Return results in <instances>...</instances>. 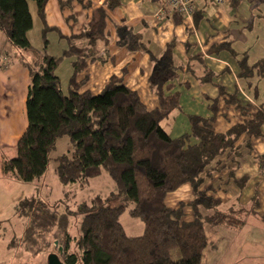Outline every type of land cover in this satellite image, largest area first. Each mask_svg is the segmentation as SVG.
<instances>
[{
	"label": "trees",
	"instance_id": "16d2710c",
	"mask_svg": "<svg viewBox=\"0 0 264 264\" xmlns=\"http://www.w3.org/2000/svg\"><path fill=\"white\" fill-rule=\"evenodd\" d=\"M47 1L0 0V31L30 78L25 101L27 126L16 142L14 156L1 163V175L25 184L40 183L59 140L67 138L71 149L52 160L60 184L86 188L89 181L106 174L114 184V191L104 199L94 196L76 210L66 208L62 213L61 201L48 204L37 198H22L14 214L23 221L22 232L12 237L6 249L17 251L23 247V251H28L25 244L36 247L39 234L52 233L58 242L57 254L58 247H62L58 257L63 264H202L209 245L205 225L237 227L240 221L232 210L219 212V202L208 196L206 190H197L201 177L224 155L236 163L241 157L242 138L261 136L264 101L254 108L250 103L242 105L236 93L227 96V102L245 118L217 133L212 127L217 114L216 98L210 101L211 117L188 116L189 132L172 138L160 123L179 107L176 93L165 94L177 72L172 62L173 43L166 46L159 59L150 57L154 67L148 83L158 100L155 110L148 111L136 92L117 77H111L98 95L80 93L86 78L81 81L77 78L95 60L99 44L107 42V11L118 8L121 0H105L102 7L93 9L80 34H59L67 47L58 57L38 53L26 38L32 28L28 3L34 2L43 23V48L47 47L45 35L54 30L44 23ZM68 3L59 0L61 7ZM175 17L176 22L181 20ZM126 47L130 51H146L135 35H130ZM222 51L236 62L238 80L255 82L257 101L260 95L257 86L264 80L263 62L250 64L248 52H236L231 41L213 45L208 53L217 55ZM3 53L8 62V54ZM25 53L34 57L27 60ZM68 58L74 60L64 91L55 71ZM197 58L202 60L201 56ZM212 77L214 74L208 71L202 80L210 82ZM260 161L264 163V157ZM183 185L193 188L194 199L176 208L168 207L166 196ZM200 208L210 213L203 214ZM123 214L142 224L140 236L126 235L120 223ZM71 217L75 220V234L70 233ZM173 251L179 253V259H172ZM38 252L34 250V254Z\"/></svg>",
	"mask_w": 264,
	"mask_h": 264
},
{
	"label": "crops",
	"instance_id": "0c3cea01",
	"mask_svg": "<svg viewBox=\"0 0 264 264\" xmlns=\"http://www.w3.org/2000/svg\"><path fill=\"white\" fill-rule=\"evenodd\" d=\"M68 1L69 5L63 7L60 6L59 0H48L45 5L44 23L54 29L45 35V48L41 37L43 23L37 16L34 2L28 3L32 28L27 32L26 38L38 53L60 56L67 46L65 40L59 38V34H80L90 20L92 10L102 7L105 0ZM262 1L254 0L253 3L251 0H224L222 5L215 6L210 0H195L194 14L184 17L176 14L171 16L165 0H121L118 8L107 11V42L99 44L95 60L88 63L84 72L77 78V81L86 78L80 93L88 91L92 95H98L111 77H117L122 79V83L129 90L136 92L148 111L155 110L158 108V100L148 83L154 67L150 57L159 59L166 46L173 43L172 62L177 72L175 79L168 83L165 94L176 93L179 107L160 123L161 128L172 138L182 136L189 132L188 116L211 117L210 101L218 98L217 114L212 127L217 133L227 131L245 118L240 110L227 102V96L236 93L242 105L250 103L255 108L256 103L264 100V91L259 90L262 98L259 95L258 100L254 101L252 96L255 95V82L238 80V67L227 52L222 51L214 55L208 53V50L213 45L229 41L232 42L233 49L237 42L244 43V35H250L251 31V26L246 25L247 18L244 15L246 11L254 15L256 6ZM175 16L181 20L177 18L179 22H176ZM130 35L137 36L146 51L128 50L126 44ZM0 51L7 53L9 60L7 69L0 68V157L8 158L14 156L16 142L27 126L25 101L30 78L28 71L18 61L16 51L10 47L1 31ZM197 56H201L202 60ZM25 57L31 60L34 56L25 53ZM73 60H63L55 71L64 91L72 74ZM248 62L252 64L255 61L251 62L249 57ZM208 71L214 74L210 82L202 80ZM251 83L253 84L250 85ZM218 88L223 91L220 92ZM240 143L241 157L237 162L232 163L231 158L225 155L220 157L202 175L197 188L199 191L206 190L208 196L219 202V212L232 210L237 213L236 218L240 221L237 227L205 225L209 243L207 249L211 251V254H208L211 256L209 262L212 264L217 262L219 255L226 248V251L230 248L233 234L228 235L224 231H237L235 233L242 234L250 220L255 223L254 228H259V233L264 230V163L260 161L264 157V127L260 137H244ZM218 162L221 164H217ZM168 196H172L170 208H176L180 203L186 204L194 199V190L190 185H183L166 198ZM181 199L185 200L178 202V205L174 204ZM128 226L132 229L129 228L128 232L124 229L127 236L141 235L142 227L139 228L134 222L128 223ZM206 226L213 229L207 232ZM235 238H240L237 253L241 255L246 247L250 246L244 243V240L250 241V231L244 238L240 235ZM260 240L264 242V239ZM248 255L252 256V260H262L257 253ZM251 259L246 258L243 264H250ZM204 262L209 264L207 260Z\"/></svg>",
	"mask_w": 264,
	"mask_h": 264
},
{
	"label": "rangeland",
	"instance_id": "374dc122",
	"mask_svg": "<svg viewBox=\"0 0 264 264\" xmlns=\"http://www.w3.org/2000/svg\"><path fill=\"white\" fill-rule=\"evenodd\" d=\"M256 8V15L255 13L254 15H251L248 13V11H246V14L244 15L247 18L246 25L251 26L250 35L249 33L248 35H244L246 41L244 43L237 42L234 46V49L238 52L247 51L251 62L261 60L264 65V17H261V15H264V1L259 3ZM251 17L253 18L250 20ZM257 87L259 90L264 91V80H262V83ZM253 98L254 97L252 96V99ZM70 149L71 146L68 139L63 138L62 140H59L57 149L52 152L50 158L53 160L59 155L66 154ZM12 157L13 155L8 158L10 159ZM6 159L7 157H0V167L2 165L1 163H3V161H5ZM52 160L50 161L47 172L40 183L34 182L25 184L17 182L12 178H7L9 176H2L0 172V264H46V258L49 254H57L55 243L58 244V242H56L55 236L52 233L39 234L40 236L36 241V247H32L30 244H25L28 251H23V247L21 250L17 251L13 249H6V246L12 239V237H18L22 232L23 221L14 215L16 206L18 205L19 200H21L22 198H37L48 204H51L53 202L59 203V201H61L62 203H59V212L62 213L66 208L72 211L76 210L82 203H88L94 196H99L104 199L109 195V193L114 191V184L106 174H102L100 177L89 181V184L86 188L79 187L77 184L63 186L60 184L54 174L55 162ZM66 192L69 194H67V196H63V194ZM171 199L172 196H168L166 198V205L169 207H172ZM184 200L185 199L175 201L176 203L174 204L178 205V202H183ZM200 210L203 214L210 213L206 212L202 208ZM186 220H189V217H187ZM130 222L136 223L139 228L142 227V224L140 222L129 218L127 214H123L121 216L120 223L126 230V232H128L129 228L132 229L130 226H128V223ZM74 224L75 220L71 217L69 219V226L71 225L70 229L72 230L70 233L72 234H75ZM254 224L255 223L250 220V222L246 224V228L242 232V234L235 233L237 231H224L228 235L233 234V238H231L230 241L231 245L230 248L228 246V251H226V248L224 252L219 255L217 262H215L214 264H243V261L246 258H249V260L252 258V256L248 254L253 255V253H257L258 256H260L259 258H261L262 260L255 261L251 259L252 261L250 262V264H264V242L260 240L264 239V230L259 233V231H257L259 230V228H254ZM206 229L207 232H209L213 228H209L206 226ZM248 231H250L251 238L250 241L244 240V243L250 246L246 247L247 249L244 250L243 254L238 255L237 250L239 249L237 248L241 242L240 238L235 237L240 235L244 238ZM233 240L235 241L233 242ZM14 243L12 244L13 246L17 244V241H14ZM252 246H254L255 248L253 249ZM35 249L39 250V252L34 254ZM206 250L203 254L202 264H205L204 261L206 260L208 262L210 261L211 256H209L208 254H211V251L209 252L208 249ZM171 255L172 259L174 260L180 258V255L177 251H173ZM249 260H246V262ZM209 264H212V262H209Z\"/></svg>",
	"mask_w": 264,
	"mask_h": 264
},
{
	"label": "built area",
	"instance_id": "2783aa9c",
	"mask_svg": "<svg viewBox=\"0 0 264 264\" xmlns=\"http://www.w3.org/2000/svg\"><path fill=\"white\" fill-rule=\"evenodd\" d=\"M213 5L219 6L224 0H210ZM165 5L169 9V14L172 16L174 14L191 17L195 10V0H165ZM0 67L6 69L8 67V62L5 58L3 52L0 51Z\"/></svg>",
	"mask_w": 264,
	"mask_h": 264
},
{
	"label": "water",
	"instance_id": "95a60500",
	"mask_svg": "<svg viewBox=\"0 0 264 264\" xmlns=\"http://www.w3.org/2000/svg\"><path fill=\"white\" fill-rule=\"evenodd\" d=\"M57 243H55V246ZM62 253V247H58V254H49L46 258V264H63L60 260L58 255Z\"/></svg>",
	"mask_w": 264,
	"mask_h": 264
}]
</instances>
